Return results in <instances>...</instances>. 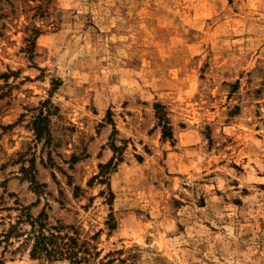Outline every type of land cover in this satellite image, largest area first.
Instances as JSON below:
<instances>
[{
  "label": "rangeland",
  "instance_id": "374dc122",
  "mask_svg": "<svg viewBox=\"0 0 264 264\" xmlns=\"http://www.w3.org/2000/svg\"><path fill=\"white\" fill-rule=\"evenodd\" d=\"M22 208L85 264H264V0H0L1 264H69Z\"/></svg>",
  "mask_w": 264,
  "mask_h": 264
},
{
  "label": "trees",
  "instance_id": "16d2710c",
  "mask_svg": "<svg viewBox=\"0 0 264 264\" xmlns=\"http://www.w3.org/2000/svg\"><path fill=\"white\" fill-rule=\"evenodd\" d=\"M46 117L40 114L34 122L37 139H40L42 128L40 123L46 121ZM106 167V166H104ZM46 215L42 212L37 218L32 217L25 208L20 209V213L8 230L4 233L3 240L8 243L11 237L16 239L24 238V243H31L30 257L32 259H46L48 261H67L69 264L89 263L92 257L99 256V252L91 250L89 242L80 241L77 232L70 227L72 233L65 230L63 226L47 228L45 221ZM23 223H28L30 229L24 233L19 229ZM119 254V252H118ZM121 254V252H120ZM119 254V255H120ZM113 254L108 253L98 261V264H125L128 259H115ZM2 260L0 259V264ZM117 264V263H116Z\"/></svg>",
  "mask_w": 264,
  "mask_h": 264
}]
</instances>
